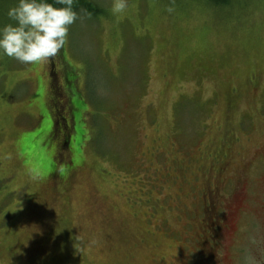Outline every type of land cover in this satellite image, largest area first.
Masks as SVG:
<instances>
[{
    "label": "rangeland",
    "instance_id": "374dc122",
    "mask_svg": "<svg viewBox=\"0 0 264 264\" xmlns=\"http://www.w3.org/2000/svg\"><path fill=\"white\" fill-rule=\"evenodd\" d=\"M84 1L55 57L0 56V264H209L207 187L220 263L264 264V0Z\"/></svg>",
    "mask_w": 264,
    "mask_h": 264
},
{
    "label": "clouds",
    "instance_id": "9594fccd",
    "mask_svg": "<svg viewBox=\"0 0 264 264\" xmlns=\"http://www.w3.org/2000/svg\"><path fill=\"white\" fill-rule=\"evenodd\" d=\"M75 3L77 0H55L61 5L56 7L48 0H17L7 12L14 23L0 27V56L25 64L55 57L67 42L70 26L79 18ZM127 7L128 0H114L111 11L116 15Z\"/></svg>",
    "mask_w": 264,
    "mask_h": 264
},
{
    "label": "flooded vegetation",
    "instance_id": "af4514ba",
    "mask_svg": "<svg viewBox=\"0 0 264 264\" xmlns=\"http://www.w3.org/2000/svg\"><path fill=\"white\" fill-rule=\"evenodd\" d=\"M52 123L49 129V132H51V134L54 132ZM225 157L226 155H222L219 159L216 160V167L214 168L216 172L221 171L226 166L227 161L224 160ZM62 159L63 162L58 163V169H61L60 178L63 179L64 181L62 182L65 183L62 184L60 188L65 191L68 187V182L66 180L69 176H71L75 169L77 170V157L75 155L68 156V154H65L62 156ZM51 167L53 166L51 165ZM64 173H66V176L68 177H65ZM49 175L51 174L47 173V176ZM201 182L209 183L210 180L204 179ZM215 190H217V188ZM226 190L232 192L233 198H235L236 200H241L240 203L236 202V205L232 206L228 210V213L233 214L235 218L232 222L229 223V226L233 230L236 226L238 215L240 214V211L245 205V177H242L234 185V188L228 187ZM213 193L214 191L209 187H207L206 193H204L203 190L201 192V196L203 198V205L202 214L199 219V232L197 233V241L202 251L204 252L203 257L208 259L209 264H221L220 262L223 255L219 246L220 243L223 242V223L220 218L215 214V202L213 199ZM244 255L245 253L243 252V256Z\"/></svg>",
    "mask_w": 264,
    "mask_h": 264
},
{
    "label": "trees",
    "instance_id": "16d2710c",
    "mask_svg": "<svg viewBox=\"0 0 264 264\" xmlns=\"http://www.w3.org/2000/svg\"><path fill=\"white\" fill-rule=\"evenodd\" d=\"M208 1H212V2H214V3H217V4H230V2L232 1V0H208ZM48 2L49 3H51V4H54V6H56V7H60L61 5H58V4H55V0H48ZM74 10H77V9H79V8H84V10L86 11V12H88L91 16H95L96 15V12H95V9H94V5L93 4H91L90 2H86V1H77V3H75L74 4ZM44 132H46L45 131V129L44 130H42L41 132H39L34 138H36L37 136H40V134L41 133H44ZM70 140L71 141H73L71 138H70ZM65 143V142H64ZM27 149V148H26ZM25 149V150H26ZM75 149V148H74ZM28 150H30L29 152H31L32 151V149H28ZM75 151H77V149H75ZM31 157V156H30ZM41 160V159H40Z\"/></svg>",
    "mask_w": 264,
    "mask_h": 264
}]
</instances>
